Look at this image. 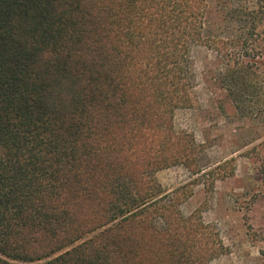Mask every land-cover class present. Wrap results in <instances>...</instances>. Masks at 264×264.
I'll use <instances>...</instances> for the list:
<instances>
[{
	"label": "trees",
	"instance_id": "16d2710c",
	"mask_svg": "<svg viewBox=\"0 0 264 264\" xmlns=\"http://www.w3.org/2000/svg\"><path fill=\"white\" fill-rule=\"evenodd\" d=\"M207 12V0H0V264H211L228 251L217 225L182 212L194 185L157 178L219 168L175 121L196 105L194 47L225 56ZM245 20L241 54L264 0Z\"/></svg>",
	"mask_w": 264,
	"mask_h": 264
},
{
	"label": "rangeland",
	"instance_id": "374dc122",
	"mask_svg": "<svg viewBox=\"0 0 264 264\" xmlns=\"http://www.w3.org/2000/svg\"><path fill=\"white\" fill-rule=\"evenodd\" d=\"M207 2L206 34L224 42L225 56L208 45L194 47L196 105L179 109L175 121L204 143L219 168L195 180L176 166L157 178L167 192L194 185L182 212L217 225L228 248L211 264H264V22L241 54L236 43L246 30L245 7L255 0Z\"/></svg>",
	"mask_w": 264,
	"mask_h": 264
}]
</instances>
